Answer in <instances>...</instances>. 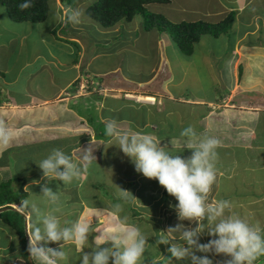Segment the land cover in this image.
I'll return each instance as SVG.
<instances>
[{"label":"crops","instance_id":"0c3cea01","mask_svg":"<svg viewBox=\"0 0 264 264\" xmlns=\"http://www.w3.org/2000/svg\"><path fill=\"white\" fill-rule=\"evenodd\" d=\"M94 1L73 0V5L69 7L61 5L58 0H51L54 13L50 26L46 29H43L42 22L13 23L0 6V119L15 133L10 146L0 151V182L11 177L6 159H15L16 154L27 148L25 141L41 138H46L44 144L55 147L54 149L63 145L68 147L66 140H71V148L79 145L80 151L90 146L96 157V161L93 160L92 163L97 164L98 176L101 175V148L111 140L105 135V124L113 120L111 112L119 111L124 105L128 111L140 108L144 112L164 113L165 116L182 109L178 115L181 124L184 117L189 115L187 110L191 112V106L184 105L196 106L194 104L201 103L205 111L201 116L203 128L200 130V140L209 136L206 131L208 121L210 136L215 133L216 136L222 134L223 125L227 133H231L232 129L237 131L239 140L236 142L235 135L227 139L226 135L220 139L222 147L236 142L235 144L243 143L245 148H250V143H255L250 137L256 136L257 127L261 128L260 133L264 135V0H165L161 4L147 5V10L160 14L171 23L200 21L216 24L228 14L233 15L226 33L219 34L216 38L202 35L198 42L193 44L192 53L187 58L178 54L166 34L156 30L143 31L141 21L134 19L136 16L130 22L120 21L111 28L99 27L84 14L88 4ZM68 8L81 14L79 23L66 22L65 10ZM176 69H179L184 81L194 79L196 87H201V83L197 84L199 77L197 78L196 74L198 69H203L210 91L208 96L204 95L201 99L196 96L193 99H184L182 95H178L177 89L174 91V88H171L172 83H180V80L174 82ZM184 69L192 70L187 76ZM85 77L88 78L91 92L81 97L74 88L78 79ZM217 89L222 91L221 96H217ZM110 90H113L110 96L102 94ZM136 97L154 98V102L143 104L138 100L136 102ZM118 102L119 106L114 107ZM228 104L230 107L235 104L242 106V110H229ZM213 106L226 109L219 112ZM229 115L231 124L221 120ZM92 116L93 120H97L96 123L90 120ZM126 116L128 120L114 119L122 131L157 137L159 144H174L175 139L181 138V135L174 132L168 135V131L164 130L165 124L159 118L157 124H143L137 126V129L135 123L130 121L129 115ZM175 116L177 117L176 113ZM75 121L94 132L72 129L80 135L71 138V123ZM57 122L62 123V126L57 128ZM90 122L92 127H97L96 130L91 128ZM46 127H50L49 131ZM252 131L255 132L254 135ZM166 137L171 140H166ZM197 138L198 135L195 139ZM30 144V147L34 145L31 142ZM73 161L79 163L74 159ZM6 167L8 170L5 171V178L2 176V170ZM22 169L23 167L20 168ZM16 170L19 169L14 171ZM18 173L17 178H21ZM147 195L142 198H147ZM166 197L162 195L163 203L165 199L170 198ZM156 199L157 194L152 200ZM174 199L173 197L172 200ZM20 202L10 206L23 215L20 216L23 218L26 233L29 217L17 207ZM239 203L237 209L240 211ZM94 207L100 211L104 210V206L99 203ZM164 209L166 208L162 204L159 212ZM238 215L240 216V212ZM99 216H102V213ZM259 225L264 229V219ZM0 226L1 229L8 227L1 221ZM115 227V224L112 227H104L102 234L114 232ZM9 230L11 234L7 233V242H0V264H30L27 258L25 260L18 255L17 237L13 230ZM9 236L14 240L15 246L10 243ZM158 241L180 242L178 237L172 240L158 238ZM207 242L208 239L198 241L199 244ZM164 247L165 244H158L154 249ZM148 251L145 248L140 264H157L163 257L168 256L163 250L160 255L150 259ZM203 255L205 254L199 252L197 254ZM208 256L214 264H223L227 259L225 257L223 261H219L218 256L211 253ZM184 261L186 262L183 264H189L187 260Z\"/></svg>","mask_w":264,"mask_h":264},{"label":"clouds","instance_id":"9594fccd","mask_svg":"<svg viewBox=\"0 0 264 264\" xmlns=\"http://www.w3.org/2000/svg\"><path fill=\"white\" fill-rule=\"evenodd\" d=\"M18 7L21 11L32 7L31 0H24ZM80 15L71 8L65 10L66 22L79 23ZM74 89L78 93V84ZM87 89L79 96L91 92L89 87ZM151 99L152 104L154 98ZM137 100L136 97L135 101ZM105 135L111 138L110 143L129 158L137 173L148 180L157 181L177 201L175 212L181 223L169 227L166 232L178 233L180 242H156L168 244V264H173L174 260H187L189 264H214L208 256L209 253L226 257L223 264H254L259 257L264 256V229L231 213L233 204L229 200L209 202V194L216 182L215 162L218 157L217 148L221 143L219 139L207 136L198 143H190L188 148L191 155L182 158L180 155L170 154L150 135L120 130L116 120H109L105 124ZM180 135L192 140L197 134L192 126H188ZM14 137V131L0 119V151L6 150ZM81 151V163H77L64 151L53 149L37 164L43 178L62 182V185H69L79 179L92 161H96L90 146ZM33 183L39 184V181ZM116 187L125 201L133 197L129 191ZM41 193L42 195L36 197L52 205L57 204L58 190L54 193L45 184L41 187ZM17 207L29 217L26 228L27 251L37 264H60V261L67 259L64 251L67 244L73 245L81 253L80 264H140L145 252L147 238L139 227L127 223V216L120 217L122 205L119 203L111 210H92L95 214L106 212L116 227L111 236H96L97 244L91 252L84 251L92 232L91 218H80L70 226L61 227L60 219L55 214L60 211L59 207L45 212L31 199L22 200ZM183 221L195 223L196 226L186 227ZM203 233L212 239L205 244H199L198 238ZM49 244H58L59 247L52 248ZM102 245L108 246L101 247ZM196 252L205 255L197 256Z\"/></svg>","mask_w":264,"mask_h":264},{"label":"rangeland","instance_id":"374dc122","mask_svg":"<svg viewBox=\"0 0 264 264\" xmlns=\"http://www.w3.org/2000/svg\"><path fill=\"white\" fill-rule=\"evenodd\" d=\"M53 13V4L50 2L46 19L41 23L43 24V29H46L50 26V20H52ZM134 19L141 21L140 16H136ZM175 48L177 50L176 46ZM178 54L180 55L179 52ZM181 57L187 58L184 56ZM184 70L185 75L188 76L192 69ZM175 72L177 74L174 75V77H176L174 79V82H179L180 80V83H178L177 85H175V83H172L171 88H174V91L175 89H177L176 91L178 95H182L184 99H193L195 98V96L201 99L204 95L208 96V92L210 91L207 88L208 81L206 73L203 69H198V72L196 74V77H199V80H197V84L201 83V87H196L194 79H187L185 81L183 78L181 79V76L183 75L181 74L179 69H176ZM183 82L186 83L183 84ZM103 93H105V95L107 96H110L111 94H113V90L102 92V94ZM216 93L217 96L222 95V91L219 89L216 90ZM119 104L120 102L114 105V107L119 106ZM194 105L196 106H193L192 104L184 105L191 106V112L187 110V113H189V115L188 117H184V120L181 122V124H179L178 115L182 109L172 111L173 113L165 116L164 113L157 114L144 112L143 110H140V108H132L133 110L129 109V112L126 108V105H124L123 108L119 111L116 110L111 112V119L128 120L126 115H129V117L131 118L130 121L135 123V128L138 129V127L142 126L143 124L148 125L152 122L157 124V118H159L161 122L165 124L164 130L168 131V135H172L174 132L179 136L185 128H187L188 126H192L196 134L198 135L197 139L194 138L192 140H189L188 138L181 136V138L175 139L177 142L175 141L174 144H161V146H164L170 154L180 155L182 158H188L191 155V150H189L188 145L190 143L199 142L200 140V130H202L203 128L201 116L205 111V107L201 105V103ZM230 106L231 105L228 104V107L230 108L229 110H239L240 108L241 109L239 111L242 110V106H238L237 104L232 105V107ZM213 108H216L219 112L221 111V109H226L220 107L217 108L214 106ZM175 113L177 114V117L175 116ZM91 115H93V113H91ZM230 117L231 115H229V117H223L221 120L227 121L231 124L232 119ZM92 118L93 116L90 119L92 123H96L97 120H93ZM92 123L90 122V125ZM162 123H160V126L162 125ZM206 124L208 125L206 131L210 136L211 128L209 127V121ZM85 125L88 126L87 123ZM56 126L58 128L62 126V123L57 122ZM229 127L230 126H228V128ZM49 128L50 127H46V130L49 131ZM91 128L93 130L97 129L95 125H93V127L91 125ZM72 129H85V132L87 130L89 131V129H87L84 125L80 126L79 124H77V121H75L74 123H71V138H75L77 137V135H80V133L74 132L72 131ZM90 132L93 133L94 131L90 130L89 133ZM236 132V130L232 129L231 133L230 131L227 133L223 125L222 134H218L217 136L216 133L214 135L211 134V137L214 136L215 138L220 140L222 137L227 135L226 137L228 139L230 137H233V135L237 137ZM239 132L241 133V129ZM253 132L254 131H252V135H254L255 133ZM260 132L262 133L261 128L257 127L255 136L256 138H251L249 136L250 140L253 139L255 143H250V148L248 149L245 148V144L243 143L235 144L239 140V137H237L236 142L226 144V146H224L225 148L222 147V143H220V146L217 148L218 157L215 162L216 182L213 186L212 192L209 194V202L214 203L219 199H226L232 202L233 207L231 209V213L238 215V212H240V217L247 219L249 223L253 225L261 224L262 220L264 219V135H261ZM83 135L85 136L86 134ZM259 135L260 137H258ZM154 138L158 142V138ZM45 139L41 138L34 139L33 141H25L27 148H25L22 152L16 154L17 156L15 159H6L5 162L9 165V172L11 174V177L7 180L5 179L4 182H0V185L3 184L2 186H0L1 199L6 198V200L8 201H12V198H14V201H16L17 203L24 199H31L35 203H37L42 211L45 212L62 204L63 206L59 207L60 211L55 213L60 219L61 227L70 226L72 222L80 218H91L92 232L88 239L89 243L85 246V252H91L92 248L96 246L97 241L95 240L93 242V239L99 234L104 233V227L108 225L112 227V225L115 224V222L110 221L107 213L104 212L102 213V216H99V214L95 215V213H93V211L91 210L95 209L96 207L94 206L98 205V203L99 205L102 204L105 210H111L115 204L119 203L122 205V211L119 214L120 217L127 216V223L139 227L142 234L145 235L147 241L150 243L149 244L147 242L148 246L146 245V248L149 250V258L154 259V257L160 255V252L163 250L167 252L168 244H165L164 249H154L158 245L156 242L158 241V238H161L163 240H172L176 237H179L178 233H168L166 231L169 227H174L176 224L181 222L178 220L175 212V205L177 201L175 199L172 200L173 197L170 196V198L168 200L165 199L163 203L162 195L163 197L164 195L165 197L167 196L166 198H168L169 195L165 190H162L157 181L147 180L141 174L137 173L135 171L134 164L129 160V158L124 156L123 153L120 152V150L110 142H108L101 148V162H99V165H101V175L98 176L99 171L97 164L92 163V165L87 168V171L84 172V175H81L79 179L74 180L69 185H62V182L55 180L48 181L43 178L42 171L37 166V164H39L41 160L45 159L55 148L52 146H46L44 144ZM76 139L74 143L76 142ZM165 139L171 140L168 137H166ZM30 142L34 144L31 147ZM39 142H41V144H38ZM65 142H67V144L69 143L68 147L70 149L62 143L61 144L63 146H60L59 149L63 150L65 154L69 155L72 160L74 159L75 161L81 163L80 158L82 157L83 152L79 150V145L71 148V140H66ZM66 148L69 150H66ZM22 167L23 169L20 170V168ZM16 168H18L19 170L14 171ZM109 169H111V171ZM6 170H8L7 167L3 168L2 170V176H4L5 178ZM17 173L21 174V178L19 176L17 178ZM33 181H39V184H34ZM101 182H104V184H101ZM45 184L49 188H51L54 193L58 190L59 200L56 205H52L46 200L36 197L42 195L41 187ZM116 186L120 187L123 190L129 191L133 197L125 201L120 197L119 190ZM21 190L23 192L25 191L24 193H26V195H19L18 192H20ZM164 192L165 194H163ZM156 194L158 200L156 199L155 201H153L152 199ZM143 195H147V198H142ZM238 202H240V211L239 209H237ZM162 204L166 209L159 212V207H161ZM5 212L8 218H11V220L13 221L17 220L15 217L8 214L10 213L9 210ZM182 223L186 227L194 228L196 226L195 223L189 224L188 221H183ZM21 228L24 234L25 241V231L23 223ZM108 229L112 230L111 228ZM8 232L11 234L9 227H5L0 230L1 243L7 242L6 238ZM112 234L113 232L104 235L111 236ZM9 238L10 243L15 246L14 240H11L10 236ZM204 239H208L209 241L212 238L209 237L206 233H203L199 236L198 241ZM49 246H51L52 248L59 247L58 244H49ZM104 246L106 245H102L101 247ZM64 251L67 254V259L60 261V264H80L81 253L73 245L67 244L64 248ZM195 254L197 255L198 252H196ZM223 258L225 257H217L219 261H223ZM263 258L264 256L259 257L254 262V264H262ZM29 262L31 264H37V261L31 258ZM166 262L168 263V260L166 259V257H163V259L157 262V264H166ZM183 262L186 261L174 260L173 264H183Z\"/></svg>","mask_w":264,"mask_h":264},{"label":"trees","instance_id":"16d2710c","mask_svg":"<svg viewBox=\"0 0 264 264\" xmlns=\"http://www.w3.org/2000/svg\"><path fill=\"white\" fill-rule=\"evenodd\" d=\"M23 2L24 0H0V6L4 8L8 19L13 23L38 24L45 20L51 0H31L32 7L21 11L18 5ZM58 2L69 7L73 5V0H58ZM164 2L165 0H95L85 9L84 14L103 29L111 28L120 21L130 22L135 16H140L143 31L156 30L159 33L166 34L177 47L180 55L184 57H188L191 54L193 44L198 42L202 35L216 38L219 34L226 33L233 19V15L228 14L216 24L200 21L175 24L167 21L160 14L149 12L146 9L149 4H161ZM18 193L22 196L26 195L22 190ZM12 204H17L14 198H12V201L0 198V207L10 208ZM62 206V204L58 205V207ZM7 210L10 211L8 214L17 220H11V218L7 217L6 212H2L0 213V221L13 230L17 237L18 255L26 260V244L21 228L23 218L16 211Z\"/></svg>","mask_w":264,"mask_h":264},{"label":"built area","instance_id":"2783aa9c","mask_svg":"<svg viewBox=\"0 0 264 264\" xmlns=\"http://www.w3.org/2000/svg\"><path fill=\"white\" fill-rule=\"evenodd\" d=\"M90 86V83L88 82V78H81L78 81V94H84L87 88Z\"/></svg>","mask_w":264,"mask_h":264},{"label":"water","instance_id":"95a60500","mask_svg":"<svg viewBox=\"0 0 264 264\" xmlns=\"http://www.w3.org/2000/svg\"><path fill=\"white\" fill-rule=\"evenodd\" d=\"M10 210L13 208H9ZM7 210V208H1L0 209V213L5 212ZM23 226H24V222H23ZM25 244H26V255H27V260L29 262V253L27 251V245H28V238H27V234L25 233ZM30 263V262H29ZM31 264V263H30Z\"/></svg>","mask_w":264,"mask_h":264},{"label":"bare ground","instance_id":"6f19581e","mask_svg":"<svg viewBox=\"0 0 264 264\" xmlns=\"http://www.w3.org/2000/svg\"><path fill=\"white\" fill-rule=\"evenodd\" d=\"M138 100L141 101L140 103H143V104H151V102L153 101L149 98H144V97L138 98Z\"/></svg>","mask_w":264,"mask_h":264}]
</instances>
